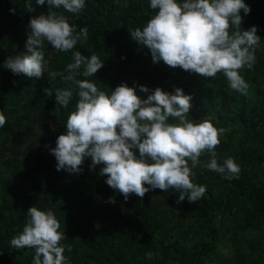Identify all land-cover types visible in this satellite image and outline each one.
Masks as SVG:
<instances>
[{
	"label": "trees",
	"instance_id": "obj_1",
	"mask_svg": "<svg viewBox=\"0 0 264 264\" xmlns=\"http://www.w3.org/2000/svg\"><path fill=\"white\" fill-rule=\"evenodd\" d=\"M27 2L0 0V113L6 117L0 128V264H32L35 250H15L10 241L22 232L33 206L51 210L60 222L66 236L61 244L72 246L71 252L65 247L68 264H264V0H244L251 11L240 13L241 31L257 26L261 38L253 68L240 70L249 84L246 95L231 89L222 73L205 78L162 60L153 63L149 49L130 35L136 28L143 30L158 11L150 8V0H85V8L76 14L51 8L47 0L42 6L31 0L35 11L28 12ZM48 11L63 14L77 33L86 27L88 38L72 51L86 58L97 55L103 62L94 76L77 79H87L109 95L125 83L142 100L157 87L178 82L192 96L190 119H208L227 129L215 149L216 159L223 164L221 155L234 158L241 167L239 178L223 179L208 170L211 156L205 154L195 167V184L207 190L195 203L187 197L177 203L180 193L174 189H154L142 200L132 194L112 205L107 201L116 191L99 174L103 165L90 170L91 158L86 157L79 174L57 171L49 148L65 134L79 97L74 84L60 76L51 79L48 73L63 72L72 62V51L61 53L45 42L48 70L40 79L14 75L4 67L8 56L26 53L30 17ZM139 85L150 91L141 92ZM57 88L72 90L67 108L56 104ZM168 123L177 121L170 117ZM11 137L23 139V150ZM221 241L234 247L229 261L216 260Z\"/></svg>",
	"mask_w": 264,
	"mask_h": 264
},
{
	"label": "clouds",
	"instance_id": "obj_2",
	"mask_svg": "<svg viewBox=\"0 0 264 264\" xmlns=\"http://www.w3.org/2000/svg\"><path fill=\"white\" fill-rule=\"evenodd\" d=\"M35 3L42 6L45 0ZM47 5L76 14L85 8V0H47ZM150 8L158 11L143 30L136 28L130 35L149 49L153 63L162 60L171 68L179 67L205 78H216L222 73L231 89L247 94L249 84L240 70L253 68L261 38L256 35L257 26L241 31L240 13L243 11L246 16L251 11L244 0H183L182 3L150 0ZM25 9L35 11L31 0ZM9 12L15 15L16 9L10 8ZM28 28L26 53L8 56L4 67L14 75L29 78L40 79L48 70L45 42L64 53L88 38L86 27L77 33L76 26L56 11L30 17ZM102 67L97 55L86 58L81 52L72 51V62L63 72L48 73L51 79L60 76L74 84L79 97L75 111L67 118L65 134H60L56 146L49 148L56 159L57 171L79 174L85 158H91L90 170L103 165L99 174L107 177L106 184L121 194L124 201L132 194L142 200L150 190L174 189L180 193L177 203L185 197L195 203L207 188L192 182V169L205 154L211 156L206 164L208 170L221 174L223 179L239 178L241 167L234 158L225 159L223 164H218L216 159L215 149L227 129L215 127L208 119L199 122L190 119L191 95L184 94L181 88L168 93L157 87L142 100L135 88L125 83L109 95L93 82L77 79L80 75L94 76ZM138 87L141 92L150 91L144 85ZM72 98L71 89H55L54 99L61 108H67ZM170 117L177 123H168ZM5 123L6 117L0 113V128ZM107 202L115 203V197H109ZM27 217L22 232L11 239L10 247L34 249L32 264H68L65 247L71 252L72 246L61 244L66 236L60 231L61 224L54 213L33 206L28 209ZM153 255L146 254L149 259Z\"/></svg>",
	"mask_w": 264,
	"mask_h": 264
},
{
	"label": "rangeland",
	"instance_id": "obj_3",
	"mask_svg": "<svg viewBox=\"0 0 264 264\" xmlns=\"http://www.w3.org/2000/svg\"><path fill=\"white\" fill-rule=\"evenodd\" d=\"M179 85L180 84L178 82H176V81H174L173 83H167L162 90L165 91V92H168V93H173L174 89L178 88ZM10 142H12L15 146L21 148L20 150H23V148L25 146V144L22 143L23 139H21L20 137H14V138L11 137L10 138ZM0 146L4 147L2 145V140L1 139H0ZM227 158H229L228 155H225V154L221 155V157H220L221 161L220 162L223 163V161L225 159H227ZM189 165L191 166V162L190 161H189ZM192 171H193L194 175L191 177V179H192L193 183H196L195 182V177H196V173L197 172L195 171V168H193ZM44 175L45 174L43 173L41 175V177L43 178ZM111 197H115V201L116 202L115 203H111L113 205V204H118L122 200L123 196L121 194H119L118 192H114ZM234 252H235L234 247H232V245L230 243H227L225 241H221L218 244V247L216 248L214 253L217 255L216 260L218 262H222V261L231 260L233 258Z\"/></svg>",
	"mask_w": 264,
	"mask_h": 264
}]
</instances>
